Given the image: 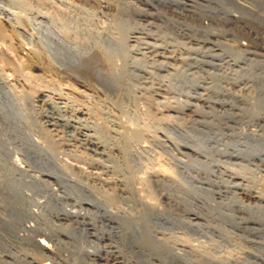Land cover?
Segmentation results:
<instances>
[{
  "label": "rangeland",
  "instance_id": "374dc122",
  "mask_svg": "<svg viewBox=\"0 0 264 264\" xmlns=\"http://www.w3.org/2000/svg\"><path fill=\"white\" fill-rule=\"evenodd\" d=\"M142 1L126 26L0 39V264H264V203L246 199L264 198V0ZM41 92L143 130L127 160L146 181L138 222L103 203L108 185L95 197L79 182L70 166L97 158L47 125ZM160 167L175 182L155 181Z\"/></svg>",
  "mask_w": 264,
  "mask_h": 264
},
{
  "label": "bare ground",
  "instance_id": "6f19581e",
  "mask_svg": "<svg viewBox=\"0 0 264 264\" xmlns=\"http://www.w3.org/2000/svg\"><path fill=\"white\" fill-rule=\"evenodd\" d=\"M40 3H44L47 6H49V7H42L39 10L41 13H43V16H39L41 13H37V12L33 14L34 12H32V9L30 10V8H28V10H30L29 12H27L28 11L27 9L26 11L23 10L24 7L26 6L28 7L32 5L38 8L37 6H39L38 4ZM16 4L19 6L18 8H14ZM3 5L7 6L10 10H8ZM142 6H144L142 0H0V16H3V18L0 17V39L1 40L4 39L6 42V38L8 37L6 32L10 28L12 30V28L16 29L24 25L29 26V27H34V28L36 27L47 28L46 25L56 26L57 23L66 24V25L67 24L68 25H80L86 22L90 25L92 22L97 21V25H98V22H100V24H103V25L116 24V25L126 26V24H128L130 21L132 23H135V21H137L136 17L143 11ZM12 10H17L18 13L13 12ZM44 10L48 12L47 14H49L50 17L47 16V14L46 16L44 15ZM90 11H92L91 14H90ZM51 15L53 16L51 17ZM50 27L48 29H50ZM37 102L41 105L43 109L47 111L46 113L48 115H46L45 119L49 127L63 128L64 132L69 134V136L72 138L73 141L81 143L86 148V150L92 154V157L94 156L95 158H97L95 159V162L96 160L98 162L103 161L102 163L105 162V164H102L100 162L99 163L96 162L95 164L94 162V165L90 167V170H87L76 164H72L70 166V168L75 172V175L79 177L78 178L76 176L77 179H80L79 182L81 181L84 188L89 193H95V197H96V193L100 195L101 190L103 191V188L101 189L99 184L108 185L110 187L111 194H105V195L101 194L102 195L101 198L105 200L103 201V203L108 202V204L110 203L112 205L113 204L117 205L118 206L117 216L121 219H124L125 223L131 222L132 224L133 223L135 224L136 222H138L139 217L137 216V211H138L137 202L143 201L144 197L142 198V195L140 194L141 189L137 187L135 183L137 184L143 183L145 179L142 177H138L135 174V172L131 169L132 167H130L129 163H127V160L131 155H133V152H132L133 145L140 142V140L145 136V134L143 133V130L134 128L133 126L117 121L116 119H110L112 118L111 116L107 117V120L109 119L108 125H105V126L103 124L101 125L94 118L95 116L93 117V112H95L93 108L91 110L89 108L75 109L71 107L70 104L66 100L64 101L63 98L55 99L51 97L49 94H46V92H41L37 95ZM3 116L0 115V122L3 121L2 118H5ZM0 125L2 124L0 123ZM253 135L256 136V134H253ZM47 137L48 136H46V139L48 140L43 139L45 141L44 143L48 147L51 148L52 147L51 145L54 144V141L56 140L52 138L49 139V137H51V134L48 138ZM183 137L181 139L185 140L183 139ZM32 139H35V138H32ZM208 142L210 145L211 144L213 145L212 139L209 138ZM143 150H145V148ZM15 163L17 167L19 168V170L24 168L23 167L24 162L22 163L21 160L16 159ZM168 175H170V172L167 169H165V167L164 168L160 167V169L155 170L151 173V177L157 182H170V183L175 182L174 178H171ZM232 179L236 182V184L243 183V180L236 178V176L235 178H232ZM257 195H251V193L247 194L246 199L249 203H256V204L264 203V198L257 196ZM239 198L241 197L239 196ZM101 203H100L99 208L103 207L104 209V205ZM145 205H147V207H150V209L152 207L149 202L145 203ZM25 241H27V239ZM113 264H119V263L117 262V260H114Z\"/></svg>",
  "mask_w": 264,
  "mask_h": 264
}]
</instances>
